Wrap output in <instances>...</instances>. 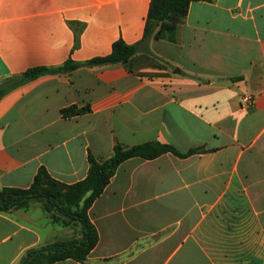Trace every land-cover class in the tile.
Listing matches in <instances>:
<instances>
[{"label": "crops", "instance_id": "crops-1", "mask_svg": "<svg viewBox=\"0 0 264 264\" xmlns=\"http://www.w3.org/2000/svg\"><path fill=\"white\" fill-rule=\"evenodd\" d=\"M151 1L0 0V82L140 44L126 66L43 75L0 99V188H28L42 167L75 184L116 142L201 148L122 163L89 210L95 249L53 264H264V0L192 2L176 42L143 43ZM74 236L38 203L0 212V264Z\"/></svg>", "mask_w": 264, "mask_h": 264}, {"label": "trees", "instance_id": "trees-1", "mask_svg": "<svg viewBox=\"0 0 264 264\" xmlns=\"http://www.w3.org/2000/svg\"><path fill=\"white\" fill-rule=\"evenodd\" d=\"M196 1L214 0H152L143 43L151 38L176 42L179 28L186 20L189 7ZM139 45H129L123 40H118L114 43L111 54L107 56L96 57L86 62L68 60L59 67L30 69L22 75L0 82V99L10 90L43 75H64L81 67L102 68L119 64L126 66L139 52ZM87 110L71 107L63 110L62 114L64 117H72ZM203 152L205 150L199 148L182 153L169 144L158 142L131 147L116 142L112 155L105 160L99 161L92 154L89 155V173L84 180L75 184L68 185L54 179L47 169L42 167L30 187L0 188V212L28 210L33 203H38L51 216L54 224L78 228L71 240L28 250L21 264H53L67 259L85 262L99 243V233L89 217V210L103 194L121 164L128 159L140 157L153 160L165 153L186 158Z\"/></svg>", "mask_w": 264, "mask_h": 264}, {"label": "built area", "instance_id": "built-area-1", "mask_svg": "<svg viewBox=\"0 0 264 264\" xmlns=\"http://www.w3.org/2000/svg\"><path fill=\"white\" fill-rule=\"evenodd\" d=\"M255 103V98L253 95H245L242 98V108L248 109Z\"/></svg>", "mask_w": 264, "mask_h": 264}, {"label": "rangeland", "instance_id": "rangeland-1", "mask_svg": "<svg viewBox=\"0 0 264 264\" xmlns=\"http://www.w3.org/2000/svg\"><path fill=\"white\" fill-rule=\"evenodd\" d=\"M33 204H37V203H33ZM40 205V204H39ZM63 228H65V232L66 234L68 235H73L75 234V231H78V228L76 226H67V227H64L62 226ZM55 229L59 230L58 227H56ZM75 230V231H74ZM80 231V230H79Z\"/></svg>", "mask_w": 264, "mask_h": 264}]
</instances>
